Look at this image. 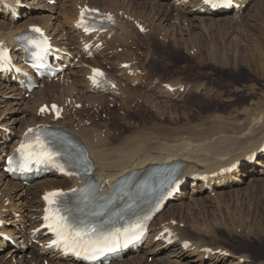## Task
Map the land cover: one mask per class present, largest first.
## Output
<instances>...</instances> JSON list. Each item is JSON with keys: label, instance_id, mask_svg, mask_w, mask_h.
Returning a JSON list of instances; mask_svg holds the SVG:
<instances>
[{"label": "rangeland", "instance_id": "rangeland-1", "mask_svg": "<svg viewBox=\"0 0 264 264\" xmlns=\"http://www.w3.org/2000/svg\"><path fill=\"white\" fill-rule=\"evenodd\" d=\"M24 1L28 2L26 7H31L25 10L26 14L19 18V22L17 19L12 20L14 19L13 16L8 17V15H0V24H3L5 22L4 20H8L15 26L25 25L29 23L31 18L34 21L33 23L37 25L41 24L43 26L46 24L51 26V34L56 37L57 42L63 47H67L73 52L80 49V34L74 30L73 24L69 23L71 20H67L70 13L72 15L76 14V0H57L56 4H47L42 0ZM87 1H89L90 4L92 0ZM172 1L174 0H143L135 1L142 6L139 4L132 5V7L136 8L139 12H143L149 5H154L155 3L159 4V7L155 10V16L149 14L153 10L148 9L143 12L144 18L142 16L141 18L139 17L140 20L143 19L147 21V25L151 24L149 28L152 35L150 34V36H146V38L145 36L139 37V34L135 33L136 36H133L134 40L132 39V45L130 44L129 50L127 51L135 54L138 59V69L141 72L143 71L141 74L143 79L142 83L133 87L138 88L136 89L137 93L135 97H142V95L149 96L147 93H151L155 99L152 100L148 97L146 98L147 102H145L143 98H134L128 104L131 110L125 111L127 106L119 99V93H111L112 95H103L104 99L107 100L106 106L100 105V107H97V101H93L91 96H99V93L96 95L93 92H83L84 88L88 90L86 87L87 81H84L87 67L79 65L69 69L66 73V77H71L70 81L68 79V82L65 83L66 87L57 89L59 83L52 84L50 82L49 86L44 83V81L43 84H45V86L43 88L46 87V89L44 90L41 87L40 91L37 89L30 97L24 96V93L19 94V91H14L13 84L1 82L0 125L3 127L6 126L10 131L12 129L17 133V136L12 135L13 141L16 140L24 128L29 124H34L32 122L34 113H36L40 105L39 102L41 103L47 100L46 95L48 96L47 101L53 100L54 96L57 99L62 97L59 102L64 101L67 95L72 97L73 103L78 98L80 102L82 100L85 102L86 98L89 97L88 99L92 100V103L95 102V106L94 104H89L90 102H85L88 103L85 104L82 101L81 104L83 108L75 109L78 113L82 114L84 120L76 113L71 112L69 119H73L75 123H79L80 119V121L83 122V124L80 123V126L89 127L87 129H92L91 125H95L97 129L93 127L94 129L92 130H97L98 132L99 130H103V137L106 134V130L112 129L111 131L114 133L112 134L114 142L119 140L122 144H124L125 141L132 142L131 140L134 138L135 140H145L152 143L157 140L162 141V139H176L186 136L190 129L194 131L199 128L198 131H203L208 127H212L213 124L225 123L239 126L245 121H249L251 115L255 117L257 114H261L264 117V59L262 58L261 60L259 58L260 55L256 53V44L264 40V0H245V2L247 1L246 7L241 15L231 18L222 16L221 18H228V22L225 20L224 24L218 27H210L208 30H198V28L195 29L191 27L189 22H184V20L178 21V13L176 11L178 8L174 9L175 5L172 6L170 4ZM107 4L106 0H99V7L102 9L108 10L110 6ZM90 5L93 4L91 3ZM120 10L121 9L118 8L117 11ZM109 11L114 10L110 8ZM232 18H234V20L231 21ZM6 28V30L0 29V35L10 32L9 30L11 27ZM194 40H197L196 42L199 44L195 45ZM6 43H8V41ZM106 43L118 47V43L104 42L105 48L107 47ZM201 44L202 47L199 46ZM210 45L212 47L214 46L216 51L219 52L217 56H225L226 61L231 60V65H221L219 56L213 61L209 58L199 60L203 55H207V50L205 49L212 48ZM111 46H108V48H111ZM122 46H125L124 43ZM123 47H119V49L117 48L118 50L115 51L107 48L109 63H105L109 64L107 68H111L113 73H115L117 67L119 68L118 63L122 56L126 55V50H124ZM78 53L85 56L82 50ZM116 54L118 56H116ZM244 57H247V60H245ZM96 58L99 60V65H104L102 62L105 60L99 59L102 57ZM252 59H254V63H252ZM250 64L254 67H250ZM79 81L84 82V84L79 83ZM76 82L79 84L75 86ZM168 82H182V84L186 85V90L178 93L176 96H169V94L165 92L163 86V84ZM51 88H56V90L53 89L50 91ZM70 88L72 90L71 93ZM42 90H44L45 100L39 97V93ZM46 92L49 93L47 94ZM35 93H37V95H35ZM17 95L24 98L23 104L21 102L22 105H18L19 96ZM57 99L53 101L56 102L58 101ZM101 107H106L105 111L108 113L101 110ZM110 111H112L111 114ZM37 118L38 121H40V118L36 117V120ZM198 131H195L196 135L200 133ZM1 135L3 134L0 132V138L3 139ZM151 137L158 139H152ZM5 144H7V141ZM15 144L11 145V148ZM122 144L119 143V146ZM3 150H8V148L6 149L4 144H0V152ZM243 153L244 151H240L237 155ZM262 171L263 168L259 167L253 174H247L240 182L245 183L240 185L238 189H225V192L221 194L222 204H215V206L213 203L203 200L213 198L215 195H205L203 193L194 194L192 185L190 184L185 191V197L181 198V200H183L180 202H173L177 205L180 204L178 205L179 207L177 206V208L172 210L170 205H168L161 214H164L165 217L163 218L166 221L173 216L178 221H180L181 217L184 218L188 222L184 224L187 225L185 228L186 237H193V240H198V233L195 229L202 228V231L206 230L208 233L202 236L203 242L206 240L207 242H205V245L223 250L224 252H222L221 259L217 258L213 261V258H211L201 261V257L191 253L185 254L183 257V255L181 256L177 252L178 247L164 250L160 248L159 242L151 241L150 243H144L146 249L143 247V251L156 253H151L145 264H235V262H233L235 254L247 257L249 261L246 264H264V174L261 175ZM251 175L255 176L256 179L250 181L255 178H250ZM56 180H59V178H49V180L43 179L32 182L29 185H23L20 188L21 190H18L15 189L13 185L11 186V183H7L0 179V195L11 197L15 204H13L14 208L18 210V212L20 211L19 213L24 214L26 219L33 217L32 219L36 222L37 219L34 218V216L37 211L34 213L33 210L32 212L29 206L34 203V205H36V202V206H38V201L41 199L40 195L44 191V188H49L50 182H57ZM56 186L70 187L69 184H60V182H57ZM218 194L219 193H217V195ZM199 197L202 198L200 199ZM195 199L200 201L203 200V203H206L205 205L203 204L205 207H203L202 210L194 206ZM218 207L220 208L218 209ZM32 213L34 215H32ZM163 218L162 220L160 219L161 222H165ZM160 221L158 218L156 223H160ZM6 228H8L7 224L4 226V230ZM23 229L24 232L27 233V238L29 231L27 227H23ZM158 229H161V226ZM230 229H232V231ZM8 230H5V232H8ZM20 243H22V245L16 244L13 247L18 245L23 247V242ZM201 245H203V243H201ZM10 248L11 247H9V249ZM9 249L7 248V250ZM3 254L4 253L1 255ZM224 254L228 256L226 257ZM51 256L53 257V255ZM51 256L46 258L50 264H52V262H54V264L55 262H57V264H71L69 261L60 263L58 260H51ZM185 257L188 259H185ZM9 258L8 260L11 262V257ZM27 259H30V256H27ZM124 260L122 264L134 263L132 261L134 260L133 257H131V259L127 257ZM137 263L142 264L141 262Z\"/></svg>", "mask_w": 264, "mask_h": 264}, {"label": "bare ground", "instance_id": "bare-ground-1", "mask_svg": "<svg viewBox=\"0 0 264 264\" xmlns=\"http://www.w3.org/2000/svg\"><path fill=\"white\" fill-rule=\"evenodd\" d=\"M79 1H81V2H79ZM92 1L90 3H92L93 5H90L89 3H87V0H77L76 6L82 5V7L83 6H90V7L92 6L93 8H99V6H100L99 0H92ZM100 1H102V0H100ZM106 1L108 3L107 5H109L110 8L114 10V11H108V12H111L115 15L116 24L112 29H109L106 34H103L101 36V39L103 42H113V43L115 42L116 44L117 43L119 44L118 45L119 47H121V45H120L121 43H126V42H128V40H131L135 34L134 29H136V28L132 22H129L128 18H135L134 20H139L141 22V24H143L145 26V28H146L145 36H150V34L152 35L151 30L148 31L149 26L146 25V21H144L143 19L140 20L139 17L141 18V16H142L144 18L143 12L147 11L148 9H152L153 11L150 12L149 14H153L155 16V14H156L155 10L159 7L158 3H155L154 5H149V7H147L146 10H143V12H139L136 8H133L132 5L133 4H139L135 1H143V0H106ZM0 3H1V1H0ZM9 3L12 5H15L17 3V0H10ZM95 5H97V6H95ZM139 5H141V4H139ZM171 5L172 6L175 5L174 9L178 8V10H176L178 13V21L184 20V22H189V24H191V27H193L195 29L198 28V30L199 29L208 30L210 27H216V26L218 27L219 25L224 24L225 20L227 21L228 18H221L222 16L230 17V18L234 17L231 9H226L224 12L220 11L219 9L212 11L205 6L203 1H200V0H174L171 2ZM118 8L121 10L117 11ZM241 10H242V4H241V7L237 11H241ZM3 11H4L3 13L0 12V15H7L8 10L6 8H4ZM78 12L76 15H72L71 13L69 14V16L67 17L68 21L71 20V22L69 21V23H72V24L74 22L77 23ZM121 12H122V14H121L122 17L127 15L128 21L125 20L124 18H122V19L120 18L119 15ZM227 15H231V16H227ZM2 19H5V18H2ZM232 20H234V18H232L231 21ZM4 21H3L4 22L3 24H0V29L6 30L7 29L6 27H11V28L9 30L10 31L9 33H4V34L0 35V40L5 42V43L8 41V44L13 45V36L19 32H23L24 30H26L28 25L26 27H25V25L15 26L12 22H9L8 20H4ZM130 21H131V19H130ZM33 22H34L33 19L30 18L29 23H27V24H34ZM42 22H44V21H42ZM34 25H37V24H34ZM43 27L48 32L51 31V26H48L45 24V25H43ZM138 33L139 32L137 30V34ZM110 35H111V40L108 41V37ZM140 36L141 35L139 34V37ZM196 41L197 40H194L195 45H198L199 43ZM199 42H200V40H199ZM199 46L202 47V44ZM263 47H264V40H262V42H258L256 44V53H258L260 55L259 58L261 60H262V58L264 59ZM205 50H207L206 51L207 55L206 54L203 55L201 58H199V60H204L205 58H209L210 60L213 61L218 56L220 57V55L217 56V54L219 52L216 51L214 46L212 48H206ZM125 53H126V55L122 56L121 60L118 63L119 68H117L115 70V73L109 72L105 69L109 73V75L111 76L112 80L114 81L115 88H113V89L107 88L106 90H104L103 93H99V96H95V97L91 96L92 100L97 101L98 105L106 106L107 100L104 99V96H103V95H105L104 93H106V92H108V93L120 92V100L122 101V103L125 106H127V109L125 111L131 110V108L128 106V104L134 98L135 99L136 98H138V99L143 98L145 102H147L146 98H148V97L152 100L155 99V98H153L154 96L151 93H149V94L147 93V95H149V96L142 95V97H135L136 93H137L136 89H138V88H133V85L135 83H138L139 81L142 83L143 79H142V76L137 74V72L135 71V69H137L136 66H134V68H131L135 71V74L133 76L128 74L129 70L121 68L122 64H124V63H134L137 61V59H133L134 56L132 55V53H130V52H125ZM15 56H17V54H15ZM96 57H102L105 60V62L109 63L107 56L103 54V50L96 51L94 53V57L92 60H90V61L82 60V62L88 64L89 68H90V70L87 72V76L91 74L92 68H95V67L103 68V67L99 66L98 58H96ZM17 58L19 59V57H17ZM244 58H245V60H247V57H244ZM228 61H226L225 56H222L219 58V62L223 66L231 65L232 61L231 60H228ZM251 61H252V63H254V59H252ZM249 66L252 67L253 65L250 64ZM1 82L12 84L13 80L10 77L3 78L0 76V85H2ZM44 83H46L50 86L49 81H45ZM79 83L84 84V82H81V81H79ZM42 84H43V82H42ZM170 85L173 87H182L181 83H179V82L174 83V84H170ZM86 87H87V89H91L90 86L88 87L87 83H86ZM13 89H14V91H19L20 92L19 94H21V93L26 94V92H24V89L19 88L15 83L13 84ZM43 89L45 90L46 87ZM1 90H2V87H0V91ZM44 90H42L39 93V97L42 100H45ZM70 90H71V88H70ZM95 91H97V90H95ZM98 91H101V90H98ZM71 92H72V90L70 91V93ZM148 92H151V91H148ZM166 92H167V90H166ZM17 96H19L18 97V102H19L18 105H22L24 102V98L20 97V95H17ZM88 98H86L85 102H91L92 101ZM78 99L76 101H74L73 104L80 103V99L79 100ZM64 101H62L61 103H65ZM21 102H22V104H21ZM51 102H55V101H50L48 103H51ZM56 102H59V101H56ZM41 103H47V102L42 101ZM37 113H38V111L36 110V113L34 114V117H33L34 119L32 118L33 123H36V121H37L36 120V117H38ZM69 113H70V111L66 110L64 113V119L62 121L58 122V124L62 125L64 128L68 129L69 131H72L73 133H75L87 145V147L89 148V150L92 154V157L95 161V164H96L95 177L98 180H100L102 183H104V186L106 187L107 190H112L114 185H115V182L120 177L128 174L129 172L136 171V170H143V172H145L150 166L178 163V164L182 165V170L180 171V177H181V179L186 181V183L183 184V188H182L181 193L176 196V198L173 200V202H180L183 200V199L181 200V198L185 197V195H186L185 188L187 185V181L191 178H192L191 184L193 187V193L194 194L200 193V192L203 194L211 193V191H209L208 189L205 188V184H206L205 178H208V185L213 189L212 191L215 192V196L213 198H207V199H203V200H206V202L213 203L215 206V204H218V205L222 204L221 203L222 202L221 201L222 200L221 194L225 192V189H226L225 187L227 185L233 184V186H230L228 188H237L238 189L241 185L240 182H241L242 178H245L247 174H249L253 171L255 172V170L258 169L259 167L264 168V150H263V148H264V117L261 114L260 115L257 114L255 117H253V115H251V118H250L251 120L249 119V121H247V122L245 121L243 124H240L239 126H236V124L234 126L232 124H226V123L225 124H215V125L213 124L212 127H208V128L206 127L207 129L203 130V131H200V130L198 131L199 128L197 130H194V131L190 129L189 133L186 136L179 137L176 139H162L161 138L162 141L161 140L158 141L157 140L158 138L151 137L152 139L157 140L154 143H152L150 141H145V140H142V141H139V139L135 140V138H134L131 140L132 142H130V141L126 142L125 141V143L122 144L121 141H119V140H116L114 142V140L112 138V134H114V133L111 130H106V132L104 131L106 134L103 137V136H101V134L97 130H92V129H94L92 126H91L92 129H87L85 127L82 128L80 126V123H82V121H80V119H79V123H75L73 121V119H69V116H70ZM123 113H125V112H123ZM42 120H50L51 121L52 117L44 116ZM68 120H69V123H68ZM220 123H221V121H220ZM67 124H69V125H67ZM29 125H31V124H29ZM202 129H204V128H202ZM195 131L196 132L198 131L200 133L196 135ZM1 137H3V135H1ZM5 137L7 138V136H5ZM21 139H22V136L19 138V141L14 146H12L11 152H13L16 149L18 144L21 142ZM95 140H96V142H95ZM119 143L122 145L119 146ZM240 151H244V153L241 155H237V154H239ZM254 154L256 155V161L254 159H252V156H250V155H254ZM3 163L5 165V158L3 160ZM235 164H236L237 168H236V170H234V172L232 174L227 173L225 175L215 176L216 174H218L220 172L221 169H224V168L226 169L230 166L232 167ZM4 165H1V168H3ZM195 173H199V175L206 174L208 176H201L200 177L202 179L201 180L200 178H193ZM262 174H264V170L261 172V175ZM54 177L59 178L57 176H54ZM252 177H253V175L250 176V178H252ZM61 178L62 179L59 178V180H56V181L58 183L60 182V184H64V183L69 184V186H70V187H68L69 189L75 188L78 185L77 179L68 180V179L63 178V177H61ZM0 179L2 181H6L7 183L8 182L11 183L10 185L11 186L13 185V187L15 189L19 190L22 187L20 182L13 181L7 174H5L2 171H0ZM255 179H256V177L251 179L250 181L255 180ZM57 182H55V181H54V183L50 182L49 188H46L42 194L44 195L45 192L50 191L52 189L61 188L59 186H56ZM48 183H49V181H48ZM220 190H222L221 192H219L220 195L219 194L217 195L216 191H220ZM135 191H136V189H131L129 192L133 193ZM202 197H199V198L201 199ZM227 198H228V196H227ZM203 200L200 201L198 199H195L194 206L199 207V209L202 210L203 207H205L204 205L206 204V203L205 204L203 203ZM6 202H10V205L8 207L4 206V204ZM34 204H33V208L36 211H38V208L43 206L42 197L38 201V204H39L38 206H35ZM178 205H180V204H178ZM178 205L176 203H171L170 207L173 210L174 208H177ZM0 208H1V211L3 214V217L5 218V222L9 228V230H8V228H6L5 230H8V232L11 234H16V235H11L8 232H6L9 234V240H7V241L3 240L0 244V264H41V262H43V261L46 262L48 260L46 258L49 256L48 250L45 249L46 242L42 241L43 240L42 238H38V244L39 245L42 244V247L38 248L36 245L31 244L33 238H36V237H33L32 231L34 229H36L37 227H39L41 225V223H38L37 221L35 222L32 219L33 217L26 219L24 214L21 215V219H19V220L14 219L13 213L18 212V210H16L14 208V205L11 202V198L6 199V196L4 197V196L0 195ZM219 208L220 207H218V209ZM227 211H228V209H227ZM32 212H33V210H32ZM32 215H34V214H32ZM163 217H165L164 214L159 217V220L160 219L162 220ZM163 220H165V219L163 218ZM175 220H176V218L174 216L170 217V219H169L170 224L165 225V226H167L168 228L173 230V232L176 233L177 241H178L176 243V248L178 247L177 252L179 253V255H181V256L183 255V257H184L185 254H189V253L195 254L198 257H201L200 258L201 261L203 259H206V257H209V256L213 257V261L217 258L221 259L222 252H224V251L219 249V248H214V251L221 250L220 254H217V255H213L212 253L207 254L206 252L203 251L204 250L203 248L210 247L208 245H201V243L206 244L205 242H207L206 240H205V242H203V238H202L203 235L205 236V234L208 233V232H206V230L202 231L200 227H199L200 229H195V230H197L196 232L198 233V240L197 239L193 240V237H191L192 239L186 237L187 235H186L185 229L180 228L181 226L179 224L177 226L172 224ZM179 222L180 223L181 222L186 223L187 221L181 217ZM185 223H183V224H185ZM155 226H156L155 223L152 224V227L150 229V232L152 231V234L150 236L152 239L158 237V235L162 231V229H158ZM23 227L24 228L27 227V229L29 231L27 238H26L27 233L24 232ZM185 228H186V226H185ZM208 228L211 229L210 227H208ZM195 230H194V232H195ZM230 230L232 231V229H230ZM236 230H238V229H236ZM215 233H214V235H215ZM210 235H212V234H210ZM210 235H208V236H210ZM160 240H161V243H160L161 249H164V250L165 249L166 250L171 249L170 247L166 248L169 245L164 242V238H161ZM186 240L192 242V244H193L191 247L192 250H191V248L188 250L183 249L182 243H183V241H186ZM20 242H23V245H24L23 247L21 245L13 247L16 244H20ZM9 247H11V248L9 249ZM7 248L9 250H7ZM155 248H157V247H155ZM138 251H130V253L127 256L130 258L133 257V259H134V260H132L134 262L133 264H135L137 262H141L142 264H145V263H147V259L151 255V253H156V252L142 251V253L139 255V254H136ZM2 253H4V254L1 255ZM28 255L31 256V259H27ZM51 255H53V257L51 256V258H50L51 260H55V259L61 260L60 262H63V260H64V259H62L61 255H54L52 253H51ZM8 257H11V262L8 260ZM185 259H188V258L185 257ZM64 261H69V263H71V264H78L71 258H68L67 260H64ZM248 261H249V259H247V257H242V256L237 255V254H235V259L233 260V262H235V264H246ZM52 264H54V262H52ZM61 264H65V263H61ZM114 264H122V262L114 263ZM137 264H139V263H137Z\"/></svg>", "mask_w": 264, "mask_h": 264}, {"label": "snow or ice", "instance_id": "snow-or-ice-1", "mask_svg": "<svg viewBox=\"0 0 264 264\" xmlns=\"http://www.w3.org/2000/svg\"><path fill=\"white\" fill-rule=\"evenodd\" d=\"M212 6H228L231 0H206ZM111 20V17L108 18ZM83 23V13H82ZM87 30V29H86ZM39 32V29H34ZM97 76L102 77L103 74L95 71L92 77L94 84H99ZM29 131H32L31 129ZM38 142V141H37ZM18 151L25 158L24 167L27 168L31 163H56V157L60 155L58 151H52L46 145L41 144L40 150L35 151L31 145H21ZM63 170V169H61ZM64 196L60 192L49 193L45 199L49 205L50 215L45 217L46 221H51L47 226L55 233L57 240L54 242L56 246L63 244V248L67 252H72L76 256L84 255L85 258L94 256L100 251L108 250L111 242L116 239V236L109 234L97 238L100 234V228L94 223H85L72 214V210L64 205L61 199Z\"/></svg>", "mask_w": 264, "mask_h": 264}]
</instances>
